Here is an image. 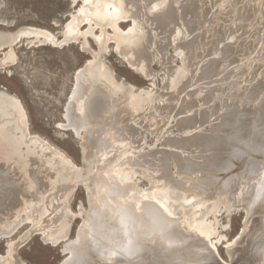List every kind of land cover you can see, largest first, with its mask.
Returning <instances> with one entry per match:
<instances>
[{"label": "bare ground", "instance_id": "6f19581e", "mask_svg": "<svg viewBox=\"0 0 264 264\" xmlns=\"http://www.w3.org/2000/svg\"><path fill=\"white\" fill-rule=\"evenodd\" d=\"M70 1L79 9L61 37L21 34L91 56L61 124L89 171L33 133L23 102L0 89V264H28L21 246L36 236L63 245L60 264H264V0ZM18 40L0 33V71L17 63ZM112 44L156 86L162 66L164 87L120 82L103 55ZM81 186L88 208L75 212ZM239 207L233 241L223 215Z\"/></svg>", "mask_w": 264, "mask_h": 264}, {"label": "rangeland", "instance_id": "374dc122", "mask_svg": "<svg viewBox=\"0 0 264 264\" xmlns=\"http://www.w3.org/2000/svg\"><path fill=\"white\" fill-rule=\"evenodd\" d=\"M78 9L79 4L75 5L70 0H0V33L11 34L19 39L16 46L18 61L12 68L0 71V89L8 90L23 102L33 133L41 135L65 151L87 173L89 166L83 160L80 139L74 132L64 131L61 124L66 121L65 105L73 90L75 74L87 65L91 56L83 53L81 44L63 48L44 47L39 43L40 39L21 34L27 29L41 28L61 37L64 28ZM131 26V23L124 24L122 29L128 31ZM20 41L22 43H19ZM90 45L98 51L94 38L90 39ZM114 47L112 44L109 52H104L103 55L107 66L120 82L134 86L136 90L150 88L160 91L164 87L162 66L158 63L153 65L159 73L156 86L155 82L131 68ZM167 52L171 53V56L175 55L172 46ZM177 62L181 65L180 61ZM236 169L238 167L234 171ZM79 189L80 192L71 202L75 212H78L81 202L88 208L85 187L81 186ZM223 216L224 223L230 222L228 239L237 240L245 221L243 208L239 207L231 219H227V215ZM82 224V219L72 223L73 238ZM28 229L16 235V240L26 236ZM218 248L222 260L230 261L226 244L225 246L220 244ZM6 250L7 244H0V253L5 254ZM20 255L28 264H60L66 253L63 245L59 247L46 245L41 236H36L34 239H27L21 246Z\"/></svg>", "mask_w": 264, "mask_h": 264}]
</instances>
